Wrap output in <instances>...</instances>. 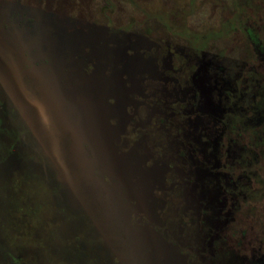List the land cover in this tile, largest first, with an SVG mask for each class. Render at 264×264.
<instances>
[{"label": "rangeland", "instance_id": "1", "mask_svg": "<svg viewBox=\"0 0 264 264\" xmlns=\"http://www.w3.org/2000/svg\"><path fill=\"white\" fill-rule=\"evenodd\" d=\"M246 28L264 0H0V264H187L191 176L264 113Z\"/></svg>", "mask_w": 264, "mask_h": 264}, {"label": "flooded vegetation", "instance_id": "2", "mask_svg": "<svg viewBox=\"0 0 264 264\" xmlns=\"http://www.w3.org/2000/svg\"><path fill=\"white\" fill-rule=\"evenodd\" d=\"M245 32L250 47H253L259 57L253 59L252 64L255 67L251 65L249 69L263 74L264 59L261 58H264V41L252 29L246 28ZM238 49L245 52L240 47ZM249 97L253 100L249 112L251 126L243 127L237 116H230L224 123L228 127L227 136L223 135L221 141L237 139L240 142V148L235 149L237 159L229 161L233 162L234 167L231 166L229 172L225 170L229 173L228 177L219 174L224 171L226 160H222L221 170L216 171L215 175L209 171L200 179L191 176L190 184L191 182L197 184L195 188L203 187L207 194H216L218 203L215 202L217 208L214 221L221 220V224L216 226V222L208 223V215L211 214L213 207L205 196L202 199L197 198L196 204L193 201L188 204L199 211L196 218L190 219L192 226L196 225L190 230V237L197 236L199 244L195 247L188 243L187 264H264V130L260 129L264 124V113L261 116L255 115V119L259 120L257 123L253 116L255 95ZM213 141L212 139V143ZM221 145L220 151L223 154L228 149L224 148L222 143ZM197 151L206 164L209 161L205 158L210 151L209 146L202 145ZM212 231H216L218 235H213ZM171 257L174 264H178L179 258Z\"/></svg>", "mask_w": 264, "mask_h": 264}]
</instances>
